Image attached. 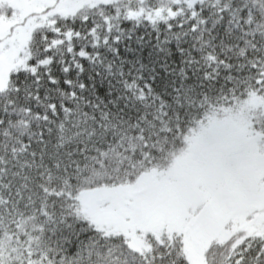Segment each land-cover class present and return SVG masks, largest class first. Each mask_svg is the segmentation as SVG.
<instances>
[{
  "label": "snow or ice",
  "instance_id": "obj_1",
  "mask_svg": "<svg viewBox=\"0 0 264 264\" xmlns=\"http://www.w3.org/2000/svg\"><path fill=\"white\" fill-rule=\"evenodd\" d=\"M0 264H264V0H0Z\"/></svg>",
  "mask_w": 264,
  "mask_h": 264
}]
</instances>
